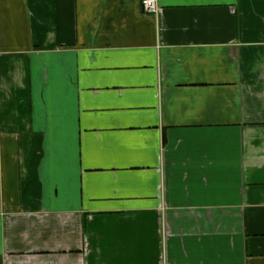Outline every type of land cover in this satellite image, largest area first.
I'll use <instances>...</instances> for the list:
<instances>
[{"label":"crops","instance_id":"obj_1","mask_svg":"<svg viewBox=\"0 0 264 264\" xmlns=\"http://www.w3.org/2000/svg\"><path fill=\"white\" fill-rule=\"evenodd\" d=\"M0 0V264H264V0Z\"/></svg>","mask_w":264,"mask_h":264},{"label":"built area","instance_id":"obj_2","mask_svg":"<svg viewBox=\"0 0 264 264\" xmlns=\"http://www.w3.org/2000/svg\"><path fill=\"white\" fill-rule=\"evenodd\" d=\"M140 3L145 13L156 14L160 12L161 5L159 0H141Z\"/></svg>","mask_w":264,"mask_h":264}]
</instances>
